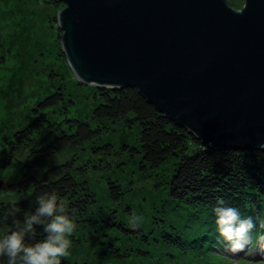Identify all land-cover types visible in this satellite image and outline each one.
<instances>
[{"label": "trees", "instance_id": "16d2710c", "mask_svg": "<svg viewBox=\"0 0 264 264\" xmlns=\"http://www.w3.org/2000/svg\"><path fill=\"white\" fill-rule=\"evenodd\" d=\"M53 81L32 103L33 117L0 140V213L14 205L16 218L22 221L34 211L38 196L55 194L76 225L68 237L73 250L69 249L61 264H106L107 258L124 261L131 249L127 241L147 238L143 234L146 212L139 227L132 229L129 220L136 215L125 221L117 209L125 189L111 173L123 170L128 163L142 173L151 172L157 179L154 186L164 184L171 204L162 207L160 219L154 220L163 222L159 224L162 241L169 238L179 245L174 264H222L205 252H223L225 246L217 229V206L236 208L241 219L251 217L255 225L251 246L257 245L264 235V148L211 147L162 115L164 112L132 86L95 85L91 110L80 116L69 89L67 92ZM58 110L60 118L51 119ZM119 123L134 132L133 140L116 144L106 138ZM57 154L63 157L55 160ZM12 164L15 173L10 176L7 171ZM183 211L189 228L181 233L167 216ZM12 229L11 218L7 222L0 219V233ZM130 231L139 234L130 235ZM37 233V239L44 238L42 229L37 228ZM95 249L98 260L90 252ZM0 264H7V258L0 257Z\"/></svg>", "mask_w": 264, "mask_h": 264}, {"label": "water", "instance_id": "95a60500", "mask_svg": "<svg viewBox=\"0 0 264 264\" xmlns=\"http://www.w3.org/2000/svg\"><path fill=\"white\" fill-rule=\"evenodd\" d=\"M83 83L137 87L211 147L264 144V0H59Z\"/></svg>", "mask_w": 264, "mask_h": 264}, {"label": "rangeland", "instance_id": "374dc122", "mask_svg": "<svg viewBox=\"0 0 264 264\" xmlns=\"http://www.w3.org/2000/svg\"><path fill=\"white\" fill-rule=\"evenodd\" d=\"M227 2L234 8H240L244 0ZM64 6H66L64 2L52 5L45 0H0V140L9 136L24 120L33 117L30 112L32 103L45 94L46 88L48 90L53 86L52 80L64 86L67 92L69 89L75 104L74 110L78 111L80 116L88 114L91 110L92 91L95 85L81 82L63 54L61 42L63 30L59 27L57 17ZM56 112L51 119L60 118L59 110ZM115 129L117 130L108 133L106 138L116 144L123 139L133 140L134 132L132 133L129 127L119 123ZM62 157L63 154H57L54 159ZM125 165L123 170L111 173L114 178L120 179L125 189L124 198L117 209L125 221L132 215L142 219L143 213L146 212L148 216L143 226V234H146L147 238L139 237L127 241L126 245L131 249L126 260L115 261L107 258L104 263L174 264L179 253V245L169 238L162 241L159 224L162 225L163 222L160 220L159 224H156L154 220L160 219L162 207L169 208L171 204L164 184L154 186L157 179L151 172L142 173L131 163ZM13 167L12 164L11 169L7 171L10 176L14 172ZM128 207L131 211H128ZM167 217L174 220L181 233L189 228V218L185 211L177 216L170 212ZM167 228L173 231L170 226ZM128 233L139 234L138 231ZM224 245L225 251L222 249L224 253L215 249H206L205 252L222 264H264V255L258 253L257 245H250L238 254L228 252L226 243ZM69 249L73 250L72 246ZM90 252L95 254L93 257L97 260L100 259L96 249ZM192 257L197 259L198 256L192 253Z\"/></svg>", "mask_w": 264, "mask_h": 264}, {"label": "clouds", "instance_id": "9594fccd", "mask_svg": "<svg viewBox=\"0 0 264 264\" xmlns=\"http://www.w3.org/2000/svg\"><path fill=\"white\" fill-rule=\"evenodd\" d=\"M260 147L264 148V144ZM214 213L218 233L228 252L238 254L253 244L250 233L255 225L251 217L241 219L234 207L217 206ZM9 218L13 229L0 233V257H6L7 264H61V259L69 254L71 241L68 237L73 234L76 225L66 211V205L58 201L55 194L38 196L34 211L26 214L22 221L16 218L14 205L0 213L3 221L7 222ZM140 219L133 216L129 227L138 228ZM37 228L42 229L43 239H37ZM257 251L264 255V235L258 238Z\"/></svg>", "mask_w": 264, "mask_h": 264}]
</instances>
